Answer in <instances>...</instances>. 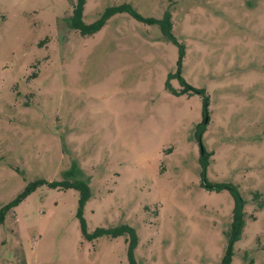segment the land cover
I'll return each instance as SVG.
<instances>
[{
  "label": "rangeland",
  "instance_id": "obj_1",
  "mask_svg": "<svg viewBox=\"0 0 264 264\" xmlns=\"http://www.w3.org/2000/svg\"><path fill=\"white\" fill-rule=\"evenodd\" d=\"M74 3L0 0V208L37 179L81 180L87 232L131 227L136 264H218L233 202L202 179L229 184L244 200L230 264H264V0L84 1L85 24L121 4L166 14L171 40L125 13L81 36ZM77 197L26 195L0 264H128L123 236L81 239Z\"/></svg>",
  "mask_w": 264,
  "mask_h": 264
},
{
  "label": "trees",
  "instance_id": "obj_2",
  "mask_svg": "<svg viewBox=\"0 0 264 264\" xmlns=\"http://www.w3.org/2000/svg\"><path fill=\"white\" fill-rule=\"evenodd\" d=\"M85 0H75V3L72 6L70 16H69V27L72 30L77 31L81 36H89L97 32L104 23L113 15L125 13L128 16L134 18L136 21L148 23L149 25H156L166 40H171L170 38V24L168 21V17L166 14H164L159 20L154 19H147L143 18L140 15L136 14V12L129 6L125 4H121L114 7H108L103 9V11L99 14V16L93 20L92 22L85 24L82 22V7ZM180 48V54H182L181 47ZM183 91L192 90L188 86H184ZM194 93L202 94V92L193 90ZM205 99H202L203 104V112L205 111L206 104ZM197 130V134L201 133L202 127L196 126L195 128ZM197 140L198 137H197ZM207 154L202 152L200 153V157L198 159V164L200 168V174L203 176L205 167L207 166L206 161ZM45 185L49 189H59V190H67V189H74L77 191L78 197L76 201V210L74 213V217L77 219L79 223V231L80 236L83 241L93 243L96 239L100 237H108V238H116L123 236L125 238L126 242V257L128 264H136L133 257L132 252L136 244L135 240V234L134 230L127 226V225H117L115 227L111 228H95L91 232H87L86 226L81 218V212L84 203L89 197V188L87 184L81 180L78 181H68L66 179H63L59 182H46L43 179H37L35 181H32L28 183L23 191L19 193L12 201L4 205L0 208V225L3 222L5 214L15 207L26 195L34 191L36 188ZM202 186L206 189H213V190H220V189H226L233 202L230 221L228 224V228L225 232V246L223 255L219 261L218 264H230V260L232 257V247L233 244L239 240L243 228V206H244V200L241 198L239 193L237 192L236 188L229 185V184H218V185H210L206 183L202 179Z\"/></svg>",
  "mask_w": 264,
  "mask_h": 264
}]
</instances>
